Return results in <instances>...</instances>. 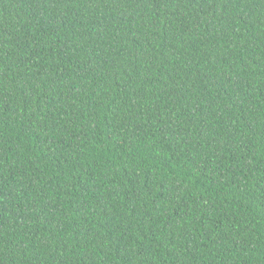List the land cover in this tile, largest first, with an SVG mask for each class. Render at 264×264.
Returning a JSON list of instances; mask_svg holds the SVG:
<instances>
[{"label":"trees","instance_id":"16d2710c","mask_svg":"<svg viewBox=\"0 0 264 264\" xmlns=\"http://www.w3.org/2000/svg\"><path fill=\"white\" fill-rule=\"evenodd\" d=\"M0 264H264V0H0Z\"/></svg>","mask_w":264,"mask_h":264}]
</instances>
